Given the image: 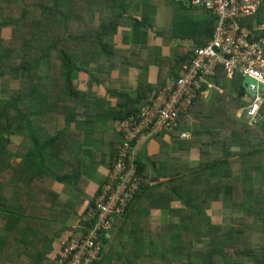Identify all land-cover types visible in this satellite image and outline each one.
<instances>
[{"label":"trees","instance_id":"obj_1","mask_svg":"<svg viewBox=\"0 0 264 264\" xmlns=\"http://www.w3.org/2000/svg\"><path fill=\"white\" fill-rule=\"evenodd\" d=\"M125 1H134V10L152 2L0 0V78L5 74L17 78L24 72L17 93L0 96V264H55L49 256L52 243L67 228L65 222L74 208V204L66 203V209H60L63 203L48 184L54 178L70 180L74 174L54 176L56 161L62 163L60 157L67 150L64 147L69 144L70 133L67 128H57V119L64 111L67 115L71 99L79 97L74 93L73 73L87 71V66L80 67V63L96 61L98 53L104 51L100 37L116 32L126 18L140 23L137 18L125 16ZM106 6H111L110 13H106ZM34 11L39 15L33 16ZM211 15L212 29L215 16ZM255 20L264 21V0L260 1ZM196 45L203 43L197 41ZM54 68L61 72L58 79L63 85L59 93L53 84L58 79L50 76ZM88 74L90 81L96 75ZM157 91H146L141 105L138 99H130L119 120L136 116ZM235 91L238 105H244L242 85L238 84ZM261 111L264 113V105ZM226 122L232 125L233 135L252 128L243 121ZM147 159L136 157L137 172L143 180L123 214L115 218L111 237L101 236L100 256L92 264H264V194L256 196L252 187L245 186L253 176L261 175L259 180H264V171L258 165H246L248 159L244 156L238 163L227 161L239 169L234 176L229 174L232 182L224 186V191L230 195L239 191L240 199L230 198V207L245 215L214 225L206 209L220 192L221 184L216 188L210 180L211 161L203 157L198 167L171 170L165 180L156 178L157 182L149 184L146 168L156 163ZM152 210H167L168 215L152 224ZM83 217L72 229L87 225ZM256 231L263 233L258 247L253 242Z\"/></svg>","mask_w":264,"mask_h":264},{"label":"crops","instance_id":"obj_2","mask_svg":"<svg viewBox=\"0 0 264 264\" xmlns=\"http://www.w3.org/2000/svg\"><path fill=\"white\" fill-rule=\"evenodd\" d=\"M125 2L128 4L123 11L125 16L137 18L140 23L126 18L116 32L100 37L104 51L98 53L96 61L80 63V67L87 66V71L81 69L73 73V89L79 97L72 98L67 115L64 111L57 119V128H67L70 133L69 144L64 147L67 150H63L60 157L62 163L56 161L54 176L74 173L70 180L52 178L48 182L63 203L60 209H66V203L74 204L65 222L68 230L61 234H68L78 224L103 183L111 157L121 143L118 122L121 113L126 111L127 102L138 99L141 105L144 93L159 90L167 79L178 74L182 64L190 59L197 41L205 43L212 33L211 13L187 6L181 0H152L138 10H134V1ZM105 10L110 13L111 6H106ZM88 72L96 73L91 81ZM242 79L240 76L227 79L220 70L216 71L202 87L189 112L180 117L177 128L147 137L136 147L137 158L155 160V166L150 164L146 168L145 174L151 179L149 184L157 182L156 178L165 180L171 170L196 168L203 157L211 161L210 180L215 182L216 188L220 182L221 189L211 199L206 213L212 220L217 216L224 224L229 218L245 215L230 207V198L240 199L239 191L235 195L224 191V186L232 182L229 174L234 176V171L239 169L238 165H228L227 161L238 163L236 161L244 156L248 159L246 165H258L264 171V123L259 127L251 126L244 134L235 132L233 135L230 134L232 125L226 122L230 119L236 124L245 122L242 107L246 101L242 95L245 104L238 105L235 91L238 84L242 85ZM181 132L188 136L181 137ZM259 177L261 175L253 176L245 185L252 187L256 196L259 192L264 194V180L260 181ZM160 213L163 218L165 214ZM253 240L256 247L260 246L263 233L254 232ZM58 244L59 239L53 241L51 253L56 252Z\"/></svg>","mask_w":264,"mask_h":264},{"label":"built area","instance_id":"obj_3","mask_svg":"<svg viewBox=\"0 0 264 264\" xmlns=\"http://www.w3.org/2000/svg\"><path fill=\"white\" fill-rule=\"evenodd\" d=\"M188 1L215 16L210 38L193 49L177 77L167 79L140 107L137 118L129 115L119 120L122 142L85 211L82 221L87 225L79 224L60 242L53 257L55 264H92L99 258L101 236H108L115 218L123 214L143 180L136 165L138 143L173 131L178 118L189 112L202 86L216 71L221 70L227 79L239 75L254 81L246 89L243 87V116L252 127L264 120V21L255 20L261 0ZM180 136L188 135L181 132Z\"/></svg>","mask_w":264,"mask_h":264},{"label":"rangeland","instance_id":"obj_4","mask_svg":"<svg viewBox=\"0 0 264 264\" xmlns=\"http://www.w3.org/2000/svg\"><path fill=\"white\" fill-rule=\"evenodd\" d=\"M36 15H39V12L38 11H34L33 12V16H36ZM6 34H7V32H5ZM22 73V74H21ZM20 74H17V78L16 77H12V76H10L9 74H5V75H3L1 78H0V96H5V97H7V96H10V95H14V94H16L17 93V91H18V89H19V85H20V78H23L22 77V75H24V72H21ZM52 75L56 78V80L58 79V75L61 77V72L58 70V68H54L53 70H52V72L50 73V76H51V78L53 79V77H52ZM235 77V76H234ZM233 77V78H234ZM60 79H58L56 82H54L53 84L54 85H56V87H58V88H56L55 90H57V89H59L58 90V93L60 92V89H61V86L63 85L61 82L62 81H59ZM57 127H58V122H57ZM17 163V161L16 162H14V164H16ZM174 203V202H173ZM158 212V213H157ZM162 212V211H161ZM154 213V214H153ZM165 215L167 216L168 215V211L166 210L165 212ZM151 216V217H150ZM150 216H149V221L152 223V224H158V223H160V221L162 220V218H161V213H160V210H157V211H151V213H150ZM214 218V220H212V222L214 223V225H218V224H220V223H223L222 221H221V219L220 218H217V216H214L213 217ZM242 219V218H241ZM231 222V220H230V218L228 219V220H226V223L225 224H227V223H230ZM235 222H237V221H235ZM70 226H72V225H70ZM74 228H76V226L74 227ZM71 229V228H70ZM66 230H68V229H65L64 231H66ZM75 231V229H71L70 230V232L67 234L66 232H64L63 234H61L60 235V237H58V238H56L55 240H57V239H59V244H60V242L65 238L64 237V235L65 234H67V235H69L70 233H72V232H74ZM63 232V231H62ZM113 230H112V232L111 233H109L108 235H109V237H111L110 235H112L113 234ZM66 235V236H67ZM57 244V243H56ZM55 244V245H56ZM57 245V246H55V250L56 251H58V249L60 248V245ZM231 254V253H230ZM54 255H55V253L52 251V253H49V256H52V257H54ZM234 256L236 257V258H239V259H241V257L240 256H237V255H235L234 254Z\"/></svg>","mask_w":264,"mask_h":264},{"label":"water","instance_id":"obj_5","mask_svg":"<svg viewBox=\"0 0 264 264\" xmlns=\"http://www.w3.org/2000/svg\"><path fill=\"white\" fill-rule=\"evenodd\" d=\"M183 3H185L187 6H189V1L188 0H181ZM250 83H254V81L252 80V79H250V78H248V77H244L243 79H242V86L246 89L247 87H248V85L250 84ZM261 88V87H260ZM249 94L250 95H253V92H250L249 91Z\"/></svg>","mask_w":264,"mask_h":264}]
</instances>
